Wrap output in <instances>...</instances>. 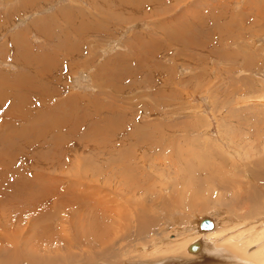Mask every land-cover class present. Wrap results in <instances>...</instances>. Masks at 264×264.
Listing matches in <instances>:
<instances>
[{
	"label": "rangeland",
	"instance_id": "rangeland-1",
	"mask_svg": "<svg viewBox=\"0 0 264 264\" xmlns=\"http://www.w3.org/2000/svg\"><path fill=\"white\" fill-rule=\"evenodd\" d=\"M193 30L195 49L174 42ZM33 60L61 64L59 91L43 92L74 127L9 148L50 202L0 225V264H262L241 246L264 231V0H0L9 108L38 80L20 67ZM203 217L221 236L195 258Z\"/></svg>",
	"mask_w": 264,
	"mask_h": 264
},
{
	"label": "bare ground",
	"instance_id": "bare-ground-1",
	"mask_svg": "<svg viewBox=\"0 0 264 264\" xmlns=\"http://www.w3.org/2000/svg\"><path fill=\"white\" fill-rule=\"evenodd\" d=\"M64 9L59 10L60 14L64 15L63 17L66 16L64 13L65 12ZM67 10H68V8H67ZM112 10H115V11H111V12H114L115 14L120 12V11H117L116 9H112ZM117 15H119V14H117ZM55 16H53V17H55ZM41 19H43V18H41ZM44 22H45V20H44ZM47 25L45 24V26H41V24H39L40 31H41V29H43V27L48 29ZM50 28H52V27H50ZM188 28H190V27H188ZM51 30H53V29H51ZM194 31L195 30L189 32V34H186L187 36L183 33L179 34V37H176L177 35H175L174 36V42L182 41L183 46H186V42H191L189 47H193L195 49L197 47V44H195V41H194V39L196 40V35H194ZM85 32H88V29ZM45 34L46 33L42 34L43 35L42 37H45ZM50 35H52V34L50 33ZM202 36H204V35H202ZM20 37L17 36V37H15V39L17 38V40H20ZM58 37H59V35H58ZM60 37H62V35ZM201 39H202L201 36L197 37L198 42ZM18 43H20V42L18 41ZM53 49H54V47H53ZM65 50H67V51H65V54H68V53L77 54V51L71 47H65ZM150 51H148V54L145 55V58L148 60H151L152 57H154L155 55H158L157 51H155V50L152 52H150ZM54 53H55V51H54ZM54 53H50L51 58L53 57ZM13 56H15V54ZM17 56L19 58H21V56L19 54ZM50 57H48V58H50ZM33 61H36L37 64H33L31 61H29L28 63H25L24 66L21 65L20 67H21V69L24 67L25 72L27 74L37 77L38 80L33 82L29 86L26 96L23 94H17L14 96L16 107L14 106V101H12L10 108H9V103H8V98L6 97L5 87L2 83L3 79H0V145L2 146V148L0 150V157H1L0 161H2L1 164L4 166V168L1 169L2 174H0V193L3 196V198L0 199V225L5 224V223L8 225L9 224L14 225L13 222H15V221L19 222L20 221L19 219L21 216H23V214L34 210V208L36 209V207H35L36 201L39 202L40 206H43L42 204H45L44 206H46L50 202V196L47 197L46 195L41 194L38 190L41 188L44 189L45 187L44 186H37V182L32 181L34 179L33 176H35L34 172H33V175L28 174V172H26V173L21 172L20 168H19V171H15L16 164H20L19 163L20 161L25 162L28 160H26L25 158H22V156H16V155L8 152L9 148L13 147L14 151L18 152L20 150V146H23L24 143L26 142L28 134H29V137H31V138L28 140L27 145L29 144V146L32 149H35L36 147L38 149V148L44 147L50 143L56 145L58 140H61L62 138H64V135H62V134L65 132H69L71 130L70 126L74 127L71 115L67 116L66 118L62 117V120H61V118L59 117V115L57 114V112L55 110H51V111L48 110V105L52 104V103H49L47 101L46 92H43V91L48 92L49 88H51L54 92L59 91L57 89V86H56L57 83H53V82H56V81L58 82V79H60L59 76H60L61 70H63L61 68V64H58L57 60H33ZM145 65H147V63H145ZM9 78H12V80H16V81H23V74L21 72H17ZM5 81H7V79H4V82ZM58 85H59V83H58ZM43 86L45 88L44 90H43ZM59 86L63 87L61 84ZM59 86H58V88H59ZM13 88L14 87H12V89ZM22 91L23 90L20 89V90L16 91L15 93H21ZM75 98H77V100L80 99L77 96ZM72 100H75V99L68 98L66 101L70 102ZM43 107H45V108H43ZM50 107H52V106H50ZM12 108H14L15 111H13ZM45 114H48V115L45 118H42ZM27 116H30L31 119L28 118ZM26 121H29L30 124L24 125ZM40 124L48 125L46 127V132L44 135H41L39 133H37L35 135V131H37L39 129L38 125H40ZM78 128H81V127H78ZM104 130H106V129H104ZM139 134H144V133L143 132L141 133L140 131L133 132L132 137L136 136V137L142 138V135H139ZM138 139H136V140H138ZM42 149L43 148H40L39 151H41ZM34 161L35 160H32V162H34ZM21 169H22V166H21ZM5 179H7V180H5ZM4 180L7 181L6 184H5ZM3 193L5 195H3ZM212 223H213V220H212ZM213 227H214V223H213ZM196 230H197V228H196ZM15 232L17 233L16 230H15ZM238 235L239 234H235V236L224 237L225 242L228 243L229 247H231L232 249H237V247L239 248V243H236V241H235V238ZM260 235L264 236L263 230H260L259 233H254L250 238L243 240L244 244L241 247H247L249 252L252 254V256H258L260 258L261 263L264 264V245H261V243H259V241H257V237H260ZM200 236L203 239L202 238L199 239ZM219 236H221V233L217 232L216 230L215 231L208 230V231H204V232L198 231V233H196V235H195V238H193L191 241H189L187 243V245L190 242H193L194 240H200L201 241V247H202V244L205 245L207 243L206 242L207 239L218 238ZM205 246H208V245H205ZM201 247H200V249H201ZM208 248L212 249L211 246L210 247L208 246ZM199 250L196 252V253H198V252L199 253L195 256V258H197L201 254L202 249L200 251ZM212 253H213V251H212ZM212 253H210V254H212ZM217 253H218V251H217ZM205 255H207V253ZM205 255L203 257H205ZM31 259H33V258L31 257ZM97 262H100L102 264H109V263L104 262L102 260H98L92 264H95ZM198 263H199V260H195V261L193 260V262H190V264H198ZM207 263L205 260V262L203 264H207ZM74 264H77V263H74ZM125 264H138V263H125ZM161 264H164V263H161Z\"/></svg>",
	"mask_w": 264,
	"mask_h": 264
},
{
	"label": "water",
	"instance_id": "water-1",
	"mask_svg": "<svg viewBox=\"0 0 264 264\" xmlns=\"http://www.w3.org/2000/svg\"><path fill=\"white\" fill-rule=\"evenodd\" d=\"M212 227H213L212 220L208 217H203V218L199 219L197 224H196V228L198 231H207V230L212 229ZM200 247H201V241L200 240H194L193 242H190L186 246V250L188 252L195 253L200 249ZM77 264H83V263H77ZM95 264H102V263L97 262Z\"/></svg>",
	"mask_w": 264,
	"mask_h": 264
}]
</instances>
